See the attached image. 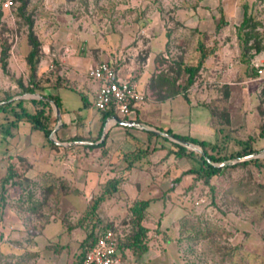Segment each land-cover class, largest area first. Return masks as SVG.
<instances>
[{
    "label": "crops",
    "instance_id": "0c3cea01",
    "mask_svg": "<svg viewBox=\"0 0 264 264\" xmlns=\"http://www.w3.org/2000/svg\"><path fill=\"white\" fill-rule=\"evenodd\" d=\"M69 51L43 52L38 63V69L46 72L52 57L58 62L55 82L59 83L44 91L56 96L62 108L55 132L58 150L48 147L41 132L43 138L38 134L35 141L22 145L21 135L25 134L16 130L11 135L12 152L7 154L25 160L27 167H21V172L34 188L53 187L49 190L56 193L57 205H46L35 214L32 204L21 201L18 192L4 196L5 201L0 194V264H80L83 247L94 239L100 222L124 214L136 201H150L143 222L149 230L147 250L120 253L128 264H196L195 247L186 244L192 232L183 223L196 208L186 202L185 191L197 181L186 172L197 167L198 161L194 157L176 158L170 153L173 141L159 133L170 131L209 145H241L230 105L238 99V91L242 103L247 96L254 98L250 92L258 89L256 80L261 79L251 67L254 57L248 61L250 78L225 82V74L243 65H228V52H210L199 72L206 80L187 86L185 68L194 58L193 52ZM261 54L264 52L256 56ZM101 62L109 63L120 78L135 80L147 96L133 107L131 119L118 115L104 119L102 112L95 110L93 102L100 84L88 77V70ZM48 77L54 76L48 73ZM219 105H225L227 112L215 123L213 111ZM226 117L228 124L222 125ZM117 120L137 122L145 129L122 126ZM36 132L29 129L28 136ZM83 153L88 154L85 160L93 161L90 168L83 163ZM73 154L81 155L80 161ZM113 180L119 181L116 191L102 194ZM61 181L68 188L58 194L55 186ZM101 186L104 190L100 194ZM99 198L103 199L92 220L86 201ZM235 261L230 260V264Z\"/></svg>",
    "mask_w": 264,
    "mask_h": 264
},
{
    "label": "rangeland",
    "instance_id": "374dc122",
    "mask_svg": "<svg viewBox=\"0 0 264 264\" xmlns=\"http://www.w3.org/2000/svg\"><path fill=\"white\" fill-rule=\"evenodd\" d=\"M12 1L13 5L7 8L4 0H0V100L7 96H13L12 99H38L30 94L20 96L18 82L26 85L29 76L25 59L30 46L28 26L18 10L21 2ZM26 1L24 15L33 20V30L42 44V52H70L69 48L75 52H193L195 56L190 64H194L198 58V42H204L206 50L228 52V65L242 63L239 69L225 74V82H242L252 76L248 67L250 53L245 49L243 33L240 34L242 38L238 35L244 8L256 27L254 34L258 35L260 45L264 46V0ZM253 44L254 40L248 45ZM4 47H10L6 68L2 67L1 61ZM56 60L52 57L51 63L56 73L51 72L54 77H49L48 81L53 86L59 83L55 82L58 77ZM41 70L43 68L38 69L37 66V75L42 81L40 87H47L48 73ZM214 73L211 72V75L214 76ZM203 76L198 74L196 82L206 80ZM256 82L257 92H250L255 95L254 98L248 99L247 96L242 103L238 91V94L235 93L238 99L233 100L230 107L236 118V137L241 143L252 139L250 145L258 152L253 154L259 160L258 164L241 166L235 163L229 168H221V172L212 177L208 184L197 180L189 187V191H185L186 202L190 206L195 207L196 201L204 200L203 204L191 210L190 217L183 223L193 233L186 244L195 247L196 264H230V260L235 259V264H264V77ZM40 93L41 90H38L36 94ZM26 106L28 110H33L30 104ZM239 106L242 108L239 109ZM52 107L55 113L53 104ZM216 108L218 113L223 110L227 112L225 105ZM243 109H246L245 112ZM218 119L219 116H216L215 123ZM12 121L13 118H5L0 114V194L3 192L2 181L7 175L10 157L15 166L20 163L19 171L15 172L22 181L15 178L12 185H5V196L18 192L21 201L32 204L35 214L46 205L56 207L58 197L56 193H51L52 186L46 188L37 185L34 188L21 172L27 167L25 160L15 154L7 155L12 152L11 135L16 130L17 134H25L21 135L22 145L30 139L35 141L37 136L43 138V135L37 131L33 137H29V124L20 123L12 127L9 126ZM56 126L57 122L54 128ZM6 127L9 129L8 136L4 134ZM242 146L233 142L224 143L218 146L215 153L229 155L239 151ZM48 147L58 150L51 145ZM83 154V163L90 168L93 161L90 158L85 160L88 154ZM76 155L72 156L80 161L81 155ZM228 161L239 163V160ZM14 182H22V185ZM61 182L62 185H54L58 194L66 192L64 189L68 188ZM103 190L101 186L100 194ZM94 201L86 203L91 206ZM130 207L120 216L105 218L106 222L101 221L100 227L113 229L122 235L121 238H125L130 230Z\"/></svg>",
    "mask_w": 264,
    "mask_h": 264
},
{
    "label": "trees",
    "instance_id": "16d2710c",
    "mask_svg": "<svg viewBox=\"0 0 264 264\" xmlns=\"http://www.w3.org/2000/svg\"><path fill=\"white\" fill-rule=\"evenodd\" d=\"M21 2V6L19 7V13L21 16H23L26 20L27 26H28V44L30 46V50L28 54L26 55V64L29 69V76L27 84L24 85L21 81L18 82L19 87L21 88V95H34L37 93L38 90H41L42 93L39 94L41 97L40 99H19V100H13V96H7L4 99L0 100V114H3L5 118H13V121L9 123V126L17 127L20 123H26L29 124L32 130L39 131L43 133L44 137L47 139L48 144L51 145L54 148H58L55 143L49 140V136L51 132L53 131V128L55 127V124L57 122L55 113L52 107V104L55 105L60 112H62L61 104L59 102V99L56 96H53L51 94H45L44 91L46 89H49L51 87H56L58 84L51 85L50 78L47 77V82L49 83L47 87L42 86L41 79L37 75V66L38 63L43 56L42 52V44L37 38L34 30H33V20L30 17H25V7L27 4L26 0H19ZM255 26L252 24V19L247 16L246 8H244V16L243 20L238 28V35L240 38L242 36L240 35L243 33V42L245 45V49L248 53H250L251 57H254L255 54L262 52L264 50V46L262 44L260 45L259 40L257 39L258 35L255 33ZM204 37V36H203ZM206 37V36H205ZM204 37V38H205ZM254 40L253 45H248L250 41ZM198 58L196 59L194 64H190L188 67L185 68V71L188 75L187 80V86L192 85L201 68L203 67L206 59L208 58L211 50L205 49V44L202 42H198ZM9 48L10 47H4L1 51V61H2V67L6 68L7 66V60L9 58ZM254 50L253 52H251ZM49 78V79H48ZM30 104L33 107V110H28L27 106ZM218 108H215V111H213V115L219 116L223 118V112L218 113ZM103 118L105 119L109 115H114L111 112H102ZM227 116V115H226ZM223 120V119H222ZM222 125L228 124V119L224 118V122L221 123ZM168 136H171L175 139H180L182 141L191 143L193 145H196L199 147L204 155L197 154L193 151H190L186 149L185 147L181 146L180 144L171 142L172 150L170 153H173L177 158L182 157H194L198 158V166L189 169L186 173L194 175L197 180H203L205 184L209 183V180L218 175L222 169L215 168L212 166L211 163L219 164L222 162H226L228 160H241L244 159L250 155L257 154L258 152L253 149V147L250 145L251 140L242 142V148L234 153H231L229 155H217L218 146L215 145H209L205 142L194 140L188 136H179L172 134L170 131L165 132ZM4 134H9V129L6 127L4 130ZM151 134V133H150ZM156 137L167 140L166 138H162L158 135ZM207 159L210 161L208 162ZM259 160L257 158H253L250 160H245L237 163L236 165L245 166L248 164L257 165ZM264 167V164H262ZM130 167V166H129ZM229 168V167H227ZM17 178L18 180L22 181V178L18 177L15 172V166L12 162V158L9 157V164L7 168V175L2 181V186L4 188L5 185L13 184V179ZM27 179V178H25ZM24 180V179H23ZM15 183V182H14ZM119 181L113 180L109 182L105 186L104 195H110L113 194L118 185ZM17 185H22V182H16ZM2 188V196L1 200L5 201V194L4 189ZM103 198L96 199L93 204L89 207L90 217L95 220L94 214L96 209L98 208L99 204L102 202ZM150 201H136L130 208V218H129V225L130 230L129 233L126 234L125 238H120L117 246V251L121 254L125 250H130L134 254H141L147 250L146 246V240L148 237L149 230L144 227L143 222L145 221V215L146 211L149 207ZM110 229V228H109ZM113 230V229H112Z\"/></svg>",
    "mask_w": 264,
    "mask_h": 264
},
{
    "label": "built area",
    "instance_id": "2783aa9c",
    "mask_svg": "<svg viewBox=\"0 0 264 264\" xmlns=\"http://www.w3.org/2000/svg\"><path fill=\"white\" fill-rule=\"evenodd\" d=\"M7 8L13 5L12 0H4ZM251 67L258 78L264 77V54L254 56ZM55 66L50 63L47 73L53 72ZM88 77L99 82L100 87L95 96L93 106L99 112H111L115 116L131 119L134 116L133 107L143 103L147 96L139 90L135 80L120 78L113 67L107 62H101L88 70ZM204 200L195 202L199 207ZM120 233L103 227L96 228L94 239L83 247L80 264H128L117 251Z\"/></svg>",
    "mask_w": 264,
    "mask_h": 264
},
{
    "label": "water",
    "instance_id": "95a60500",
    "mask_svg": "<svg viewBox=\"0 0 264 264\" xmlns=\"http://www.w3.org/2000/svg\"><path fill=\"white\" fill-rule=\"evenodd\" d=\"M32 96H36L38 99H40L41 97L37 94H34ZM19 99H25V98H22V97H18V98H15L13 100H19ZM54 108H55V116H56V119H57V126L56 128H54V130L51 132L50 136H49V140L52 141L53 143L55 144H58L59 143L55 140V132L58 128V126L60 125V121H61V114H60V111L59 109L54 105ZM117 122L119 124H121L122 126H126V127H130V128H138V129H145V127L142 125V124H139L137 122H129V121H120V120H117ZM159 135L161 136H164L166 138H169L171 141L177 143V144H180L181 146L185 147L186 149L188 150H191L193 152H196L198 154H201V155H204L203 151L197 147L196 145H193L191 143H188V142H185V141H182L180 139H175V138H172L171 136H168L167 134L165 133H159ZM255 158L254 155H250L244 159H241L239 160V162L241 161H245V160H250V159H253ZM208 162H210L208 159H207ZM235 163H238V162H232V161H226V162H222V163H219V164H215V163H211L212 166H214L215 168H218V169H221V168H224V167H230L232 165H234Z\"/></svg>",
    "mask_w": 264,
    "mask_h": 264
}]
</instances>
